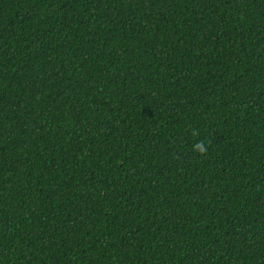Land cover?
Segmentation results:
<instances>
[{
	"label": "trees",
	"instance_id": "obj_1",
	"mask_svg": "<svg viewBox=\"0 0 264 264\" xmlns=\"http://www.w3.org/2000/svg\"><path fill=\"white\" fill-rule=\"evenodd\" d=\"M0 264H264V0H0Z\"/></svg>",
	"mask_w": 264,
	"mask_h": 264
},
{
	"label": "clouds",
	"instance_id": "obj_2",
	"mask_svg": "<svg viewBox=\"0 0 264 264\" xmlns=\"http://www.w3.org/2000/svg\"><path fill=\"white\" fill-rule=\"evenodd\" d=\"M203 141H201L200 143H198L197 145H195V149L197 151L200 152V154H204L206 152V146H202L203 145Z\"/></svg>",
	"mask_w": 264,
	"mask_h": 264
}]
</instances>
